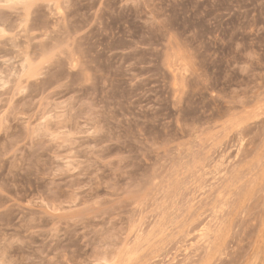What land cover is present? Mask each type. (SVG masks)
Wrapping results in <instances>:
<instances>
[{
  "label": "rangeland",
  "instance_id": "1",
  "mask_svg": "<svg viewBox=\"0 0 264 264\" xmlns=\"http://www.w3.org/2000/svg\"><path fill=\"white\" fill-rule=\"evenodd\" d=\"M0 264H264V0H0Z\"/></svg>",
  "mask_w": 264,
  "mask_h": 264
}]
</instances>
